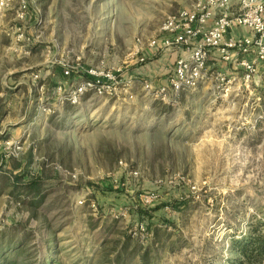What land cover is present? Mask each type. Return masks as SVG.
Returning a JSON list of instances; mask_svg holds the SVG:
<instances>
[{
    "label": "rangeland",
    "instance_id": "1",
    "mask_svg": "<svg viewBox=\"0 0 264 264\" xmlns=\"http://www.w3.org/2000/svg\"><path fill=\"white\" fill-rule=\"evenodd\" d=\"M195 4L0 0V264H264L231 247L264 232V65L160 93Z\"/></svg>",
    "mask_w": 264,
    "mask_h": 264
},
{
    "label": "built area",
    "instance_id": "2",
    "mask_svg": "<svg viewBox=\"0 0 264 264\" xmlns=\"http://www.w3.org/2000/svg\"><path fill=\"white\" fill-rule=\"evenodd\" d=\"M235 27L248 30L250 35L229 37ZM161 34L149 49L160 55L166 51L178 54L161 94L180 93L209 80L208 64L214 56L225 65L240 67L249 80L257 73L256 63L264 65V0H196L192 10L167 18ZM140 62L145 63L146 58ZM90 81L72 94L74 104L84 91L100 84L96 78Z\"/></svg>",
    "mask_w": 264,
    "mask_h": 264
},
{
    "label": "trees",
    "instance_id": "3",
    "mask_svg": "<svg viewBox=\"0 0 264 264\" xmlns=\"http://www.w3.org/2000/svg\"><path fill=\"white\" fill-rule=\"evenodd\" d=\"M175 60L176 58L173 60V64ZM171 74L172 67L168 76L170 77ZM231 247L235 253L240 254L248 262L254 260L260 263L264 260V232H261L258 226H253L248 235L233 240Z\"/></svg>",
    "mask_w": 264,
    "mask_h": 264
},
{
    "label": "crops",
    "instance_id": "4",
    "mask_svg": "<svg viewBox=\"0 0 264 264\" xmlns=\"http://www.w3.org/2000/svg\"><path fill=\"white\" fill-rule=\"evenodd\" d=\"M250 35V32L246 29H243V28H233L229 37H233V38H241V37H245V36H249ZM177 53L173 52V51H166L162 57L163 59L167 60V61H171L173 62V60L177 57ZM211 62H220L219 59L217 58V56H214L211 60ZM227 65V64H226ZM229 66L231 68H233L234 64H229Z\"/></svg>",
    "mask_w": 264,
    "mask_h": 264
}]
</instances>
